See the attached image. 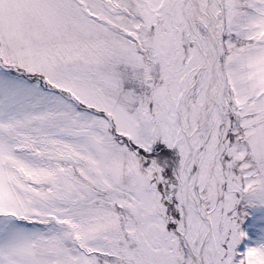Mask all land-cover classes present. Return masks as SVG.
Masks as SVG:
<instances>
[{
	"label": "snow or ice",
	"instance_id": "1",
	"mask_svg": "<svg viewBox=\"0 0 264 264\" xmlns=\"http://www.w3.org/2000/svg\"><path fill=\"white\" fill-rule=\"evenodd\" d=\"M0 264H264V0H0Z\"/></svg>",
	"mask_w": 264,
	"mask_h": 264
}]
</instances>
